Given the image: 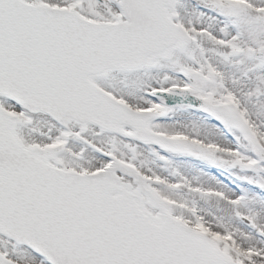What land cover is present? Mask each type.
Wrapping results in <instances>:
<instances>
[{"label":"snow or ice","instance_id":"1","mask_svg":"<svg viewBox=\"0 0 264 264\" xmlns=\"http://www.w3.org/2000/svg\"><path fill=\"white\" fill-rule=\"evenodd\" d=\"M0 264H264V0H0Z\"/></svg>","mask_w":264,"mask_h":264}]
</instances>
